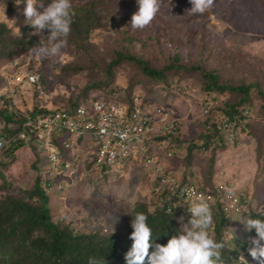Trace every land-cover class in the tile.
I'll return each instance as SVG.
<instances>
[{
  "label": "rangeland",
  "instance_id": "rangeland-1",
  "mask_svg": "<svg viewBox=\"0 0 264 264\" xmlns=\"http://www.w3.org/2000/svg\"><path fill=\"white\" fill-rule=\"evenodd\" d=\"M90 1L102 3V7L97 10L99 27L90 32L85 43L86 50L80 51L68 44L65 56L59 59L36 61L24 56L27 52H17L11 58L0 61V97H4L7 87L12 90L11 94L5 95H9L8 101L16 111H27L34 102L48 109H64L69 100L82 94L85 86L106 82L103 70L115 58L116 51L141 57L157 68L173 63V56L178 54L180 64L185 68L213 70L223 84L255 83L264 90V0H215L214 7L202 15L186 11L191 8L189 0H171V5L168 0H162L156 18L142 30H133L130 25L131 16L138 10L136 0H73V8ZM43 2L47 6L51 0ZM4 4L5 15L9 19L18 17L17 26L20 29L25 27L23 0H17L15 5L11 0H0V12ZM1 24L7 27L3 22ZM9 31L10 36L19 37L11 29ZM34 31L31 28L28 37L39 40ZM43 34L48 33L45 31ZM21 56L24 57L19 59ZM66 65L82 70L76 74L61 72L60 68ZM19 70L37 72L40 77L43 76V84L39 85V89L27 84H8V79ZM138 81L140 83L133 94L148 97L174 120L178 135L177 142L170 145L173 160L165 157L167 145L154 149L155 158L167 163L168 171L181 169V159L187 146L192 142L200 143L199 135L205 131V123L209 120L205 109L214 112L215 120L226 103L239 101L234 93L206 94L197 72L180 71L170 80L169 86H164L148 82L130 66H123L110 84L112 89L120 92L130 83ZM99 91L108 92L101 86L97 92L91 93L94 95ZM33 93H37L34 98ZM208 99L211 102L206 105ZM250 100L249 105L240 107V110L247 111L248 126L235 131L236 139L226 141L223 151L216 150L213 154L212 149L195 150L192 172L195 184L201 186L207 179L213 160V186L233 188L238 199L241 195L251 199L256 193V200L250 207L258 212L264 209V116L259 114L260 100L254 95ZM1 153L0 160H3ZM34 160L33 153L22 148L15 154L11 165L6 169L0 167L5 180L11 184V192L32 187L36 177L32 169ZM39 162L37 167L43 177L44 165ZM148 174H151L149 170L127 169L101 180L69 185L63 193L50 194L49 207L53 220L69 224L75 233L130 231L128 214L131 208L137 202L155 201V180ZM3 186L0 178V196L5 193ZM245 208V205L238 206L239 214H232L231 225L227 227L234 229L239 237L245 235L246 228L242 222L247 217L242 213ZM237 225L238 228H234ZM226 238L231 239L229 231ZM248 262L258 264L252 257L248 258Z\"/></svg>",
  "mask_w": 264,
  "mask_h": 264
},
{
  "label": "trees",
  "instance_id": "trees-1",
  "mask_svg": "<svg viewBox=\"0 0 264 264\" xmlns=\"http://www.w3.org/2000/svg\"><path fill=\"white\" fill-rule=\"evenodd\" d=\"M16 2L17 0H11L12 5H15ZM101 4L90 1L81 7L73 8L74 16L68 44L73 45L77 50H86L85 43L90 32L99 27L100 15L97 10ZM30 30L31 27H22V35L12 37L9 29L3 24L0 25V61L11 58L17 52H27L29 48L38 44V39L28 37ZM114 57L103 70L106 82L102 85L93 83L85 86L80 96L67 102V105L64 106L65 110L71 111L80 104L88 103L93 96L91 92H97L101 86L108 92L99 91L94 94L97 97L109 99L111 97L110 94L115 93L118 101L129 103L134 95V89L140 81L130 83L124 90H119L120 92L112 89L110 84L113 82L117 71L123 66H130L137 74L141 75L142 79L148 82L152 81L164 86H169L170 80L180 71L185 73L197 72L202 79L203 91L206 94L234 93L239 97L238 103H226L224 109L219 113L218 119H213L214 112L209 109L208 118L210 121H206V129L199 135L200 143L192 142L187 146L185 155L181 159L183 167L178 169L179 171L176 169L170 170L171 173L179 176L183 186L187 184L196 185L194 182L196 180L195 175L192 172V160L195 150L212 149L213 154L216 150L223 151L225 150L226 141L231 142L236 139L237 134L235 131L238 132V130H243L245 126H248L246 122L247 111L240 110V107L249 105L252 95L260 100L259 114L264 116V90L258 84L251 83L237 86L223 84L220 76L213 70L205 71L200 67L185 68L180 64L178 54L173 56V63L158 68L151 66L141 57L122 51H116ZM60 69L63 73L70 72L72 74L82 70L68 65L62 66ZM40 84H43V76L40 77ZM32 96L34 98L37 93H33ZM142 97L144 100H148V97ZM1 98L4 104L0 108V130L9 135L19 130L25 116L36 117L60 109H48L34 102L31 109L23 112L19 111L22 114L18 116V114L8 111V99L5 97ZM8 124H12L14 129H8ZM225 124L226 126H224ZM173 142H177V140L172 137L171 144ZM22 148H26L23 143L14 142L7 151L0 152L3 155V160H0V167L6 169L11 165L15 154ZM28 150L35 157L32 169L36 173L30 189H17V193L11 192V184L5 180L3 173L0 171V178L4 184L2 189L5 191L0 196V264H89L90 258L94 259L97 264H126L124 256L132 243L129 239L132 232L131 220L137 212L144 213L148 217V224L153 229L155 243L166 245L168 239L178 233V223L183 215L174 210H172L170 215L165 208L179 201V199L165 192H159L160 196L165 199V203L161 207L157 205L155 197V201L152 203L146 201L137 202L131 208L128 214L130 231L120 230L111 234H102L101 231L75 233L69 224L53 220L49 207V195L41 188L42 177L37 167L39 156L35 145H31ZM213 167L214 163L212 160L205 183H202L201 186H196L201 191L217 195V189L211 182L214 175ZM256 196V193L251 199L247 196H240L238 203L241 206H246L243 214L248 218L264 220L262 213L255 214L250 207L252 202H255ZM211 207L214 214L213 235L218 242L225 244L224 255L229 264H235L232 254L237 249L243 248L246 242L238 235L234 236L232 242L228 240L226 235L231 215L222 211V205L219 202H216ZM183 217L184 223H187L190 217ZM250 236L255 238L254 230L250 231ZM231 243L234 245V249H230ZM250 247H252V244ZM249 257L251 256L249 255Z\"/></svg>",
  "mask_w": 264,
  "mask_h": 264
},
{
  "label": "built area",
  "instance_id": "built-area-1",
  "mask_svg": "<svg viewBox=\"0 0 264 264\" xmlns=\"http://www.w3.org/2000/svg\"><path fill=\"white\" fill-rule=\"evenodd\" d=\"M33 77H38L33 79ZM40 76L37 72L19 70L8 79V84H27L39 89ZM7 94L12 90L5 89ZM4 92V93H5ZM5 93V94H6ZM4 97L8 99L9 95ZM211 101L208 99L209 105ZM0 97V108L3 107ZM8 111L21 115L8 104ZM208 114V109L204 110ZM226 126V124L224 125ZM8 129H14L12 124ZM178 135L174 120L168 112L153 102L134 94L129 103H121L116 94L109 99L93 95L86 104L71 111L54 110L46 115L25 116L19 130L5 134L0 130V152L9 149L12 143L21 142L28 149L35 145L44 170L41 188L47 194L63 193L69 185L103 179L110 174L127 169L149 170L155 180L157 205L163 206L165 199L159 192L178 197L179 201L166 206L190 217L188 207L201 194L219 202L224 213L238 211V198L229 199L225 187L218 186L217 195L201 191L196 185H182L179 176L168 171V164L154 156V149L167 145L165 157L172 159L171 138ZM181 227V224H179Z\"/></svg>",
  "mask_w": 264,
  "mask_h": 264
},
{
  "label": "clouds",
  "instance_id": "clouds-1",
  "mask_svg": "<svg viewBox=\"0 0 264 264\" xmlns=\"http://www.w3.org/2000/svg\"><path fill=\"white\" fill-rule=\"evenodd\" d=\"M23 2L25 4L23 25L33 28L35 30L33 34L40 37L38 44L29 48L24 56L36 61L55 60L65 56L73 23V0H51L47 6L44 5L43 0H23ZM136 3L138 10L131 16L130 25L133 30H142L156 18L162 0H136ZM189 3L191 8L186 10L188 13L202 15L214 7L215 0H189ZM168 4L171 5V0H168ZM5 10L4 4L0 12L2 16L0 22L6 24L15 35L21 36V29L17 26L18 17L13 16L9 19L5 15ZM45 31L47 35L43 34ZM37 78L33 77V79ZM224 191L227 198H236L233 188L225 187ZM211 199L212 197L201 194L192 201L187 209L190 218L184 223V217H180L179 231L168 239L166 245L154 242L153 229L148 224V217L141 212L135 213L131 220L132 232L129 237L132 241L131 247L124 256L126 264H229L224 255L225 244L218 242L213 235L214 214L209 203ZM179 206L175 204L174 207ZM174 207L168 209L170 215ZM254 213H262L264 216V209L258 212L254 210ZM228 214L232 216L239 212L233 211ZM242 222L246 229L245 235L240 238L245 240L246 245L232 254L235 264H249V255L258 264H264V220L245 217ZM234 228L237 229L238 225ZM227 230L231 234L229 240L232 242L234 229ZM252 230L255 231V238L250 236ZM250 239L251 243H249ZM230 249H234L232 243ZM89 264H97V262L90 258Z\"/></svg>",
  "mask_w": 264,
  "mask_h": 264
}]
</instances>
